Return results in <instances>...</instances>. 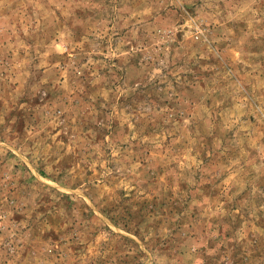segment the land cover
<instances>
[{
	"label": "rangeland",
	"instance_id": "374dc122",
	"mask_svg": "<svg viewBox=\"0 0 264 264\" xmlns=\"http://www.w3.org/2000/svg\"><path fill=\"white\" fill-rule=\"evenodd\" d=\"M0 264H264V0H0Z\"/></svg>",
	"mask_w": 264,
	"mask_h": 264
}]
</instances>
